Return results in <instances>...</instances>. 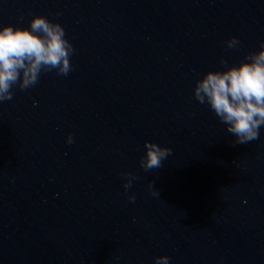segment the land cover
<instances>
[{
    "label": "water",
    "instance_id": "water-1",
    "mask_svg": "<svg viewBox=\"0 0 264 264\" xmlns=\"http://www.w3.org/2000/svg\"><path fill=\"white\" fill-rule=\"evenodd\" d=\"M33 15L75 51L0 103V264H264V127L236 144L193 95L259 47L264 0H0V25Z\"/></svg>",
    "mask_w": 264,
    "mask_h": 264
},
{
    "label": "clouds",
    "instance_id": "clouds-1",
    "mask_svg": "<svg viewBox=\"0 0 264 264\" xmlns=\"http://www.w3.org/2000/svg\"><path fill=\"white\" fill-rule=\"evenodd\" d=\"M225 43L235 48L239 40L233 36ZM258 44L238 64L206 71L193 87L194 98L208 106L236 144L257 139L264 127V40ZM74 51L62 25L44 15H33L28 27L0 25V103L12 99L13 87L25 90L34 86L42 71L55 70L66 76L72 70L70 57ZM226 63L221 58L220 64ZM66 142H73L71 134ZM170 153V148L145 140L140 166L146 171L159 168ZM123 175L127 192L136 177L128 172ZM149 190L153 196L158 195L151 182ZM128 200L134 201L135 195H129ZM154 264H170V259L167 255L156 256Z\"/></svg>",
    "mask_w": 264,
    "mask_h": 264
}]
</instances>
